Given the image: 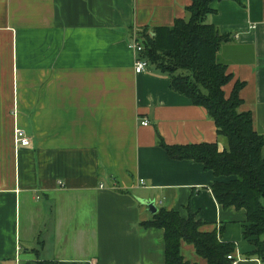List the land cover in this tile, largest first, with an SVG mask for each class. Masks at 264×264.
I'll use <instances>...</instances> for the list:
<instances>
[{
	"label": "crops",
	"instance_id": "obj_1",
	"mask_svg": "<svg viewBox=\"0 0 264 264\" xmlns=\"http://www.w3.org/2000/svg\"><path fill=\"white\" fill-rule=\"evenodd\" d=\"M191 3L0 0V264H164V231L143 227L153 215L138 199L222 230L237 264H264L244 238V211L211 191L231 179L165 149H227L214 121L155 67L134 72L141 32L186 20ZM210 8L206 23L229 38L216 57L232 76L224 95L242 84L239 111L264 137V0ZM179 251L205 264L186 242Z\"/></svg>",
	"mask_w": 264,
	"mask_h": 264
},
{
	"label": "trees",
	"instance_id": "obj_2",
	"mask_svg": "<svg viewBox=\"0 0 264 264\" xmlns=\"http://www.w3.org/2000/svg\"><path fill=\"white\" fill-rule=\"evenodd\" d=\"M191 1L186 20H176L169 29H145L136 42L143 47L141 59L169 76L171 90L207 111L228 148L220 151L216 144L206 143L165 149L172 159L194 160L214 177L231 179L214 182L213 196L222 208L244 211V238L255 249L253 255L264 259V137L253 130L251 114L239 111L242 84L235 83L228 98L224 95L222 87L232 76L216 57L229 38L206 23L215 0ZM143 227L164 231V264H189L179 251L181 241L191 245L205 264H231L227 256L235 251L234 245L220 241L222 230L203 233L201 222L191 216L184 219L162 209ZM31 264L55 263L38 259Z\"/></svg>",
	"mask_w": 264,
	"mask_h": 264
},
{
	"label": "built area",
	"instance_id": "obj_3",
	"mask_svg": "<svg viewBox=\"0 0 264 264\" xmlns=\"http://www.w3.org/2000/svg\"><path fill=\"white\" fill-rule=\"evenodd\" d=\"M131 47H133V49L138 53H141L143 49V47H141V45L137 42H133ZM148 67H149V63L146 60L143 59L136 60L134 64V72L136 74L144 73V71H146ZM142 125L146 126L148 125V122H145ZM14 140H15V144L21 148H28L30 146V139L28 138L27 134L21 129L15 130ZM227 260L231 261V264L238 263V260L233 258V255H228ZM259 262L260 260H257L258 264Z\"/></svg>",
	"mask_w": 264,
	"mask_h": 264
},
{
	"label": "water",
	"instance_id": "obj_4",
	"mask_svg": "<svg viewBox=\"0 0 264 264\" xmlns=\"http://www.w3.org/2000/svg\"><path fill=\"white\" fill-rule=\"evenodd\" d=\"M138 201L140 204L148 208V212H150L152 215H155L158 212V209L155 207L154 201H146L142 199H138Z\"/></svg>",
	"mask_w": 264,
	"mask_h": 264
}]
</instances>
